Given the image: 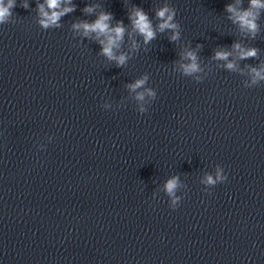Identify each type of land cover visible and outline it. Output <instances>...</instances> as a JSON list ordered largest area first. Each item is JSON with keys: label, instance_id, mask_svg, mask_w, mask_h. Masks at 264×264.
I'll list each match as a JSON object with an SVG mask.
<instances>
[{"label": "clouds", "instance_id": "1", "mask_svg": "<svg viewBox=\"0 0 264 264\" xmlns=\"http://www.w3.org/2000/svg\"><path fill=\"white\" fill-rule=\"evenodd\" d=\"M62 0H46L49 9L53 11L51 14L44 11V6H40V12L43 19L40 21L43 27L47 28L50 25H56L60 17L68 12H71L72 8H64L62 11H56L59 8ZM252 7H262L260 0H251ZM15 6L14 0H8L7 4L4 3V0H0V24H4L7 21V18L11 16V9ZM27 7V4L22 5ZM86 11L91 12L92 9L88 8ZM227 11L233 14L234 22H238L242 28H247L249 31L255 33L257 25L255 24V16L251 11H237L236 8L229 5ZM157 17L162 20L159 24V31L163 32L165 29L175 30L178 26L175 23H172L174 12L171 11L168 7H164L157 12ZM112 19L111 14L102 13L93 23H80L73 25L74 28H82L84 30V35H88L90 32H95L97 37L100 36L106 37L104 40H99V43L102 45V54L105 55L109 60H115L118 66H122L126 57L124 55L116 56L113 52L114 48L119 47V42L123 39L124 36V27L122 23H119L115 27H110L109 21ZM132 20L133 28L144 37L145 43L150 42L155 38V31L153 30L151 21L149 20L147 14L140 8H135L130 16ZM178 33L173 34L171 37L172 40L177 39ZM239 49V45H235ZM187 57L192 61L190 64L184 65V71L186 73L195 72L198 70L196 64L195 54L188 52ZM229 53L227 52H217V59H226ZM256 55V50H240L241 58L253 57ZM228 68H232L233 65L230 63L227 65ZM256 78L264 79V74L256 69H252ZM146 79V78H145ZM145 80H137L135 84L130 87L135 89L141 87L144 84ZM255 83V79L253 81ZM138 98L142 99V95ZM221 169H217L216 180L225 181L226 176L221 175ZM216 180H213L211 176L207 177V183L214 184ZM177 186V178L169 180L166 184V189L169 194H172L174 189Z\"/></svg>", "mask_w": 264, "mask_h": 264}]
</instances>
